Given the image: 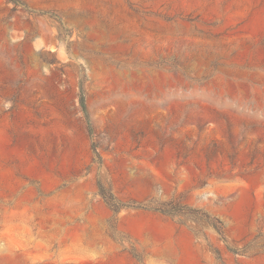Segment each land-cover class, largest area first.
I'll use <instances>...</instances> for the list:
<instances>
[{
	"label": "rangeland",
	"instance_id": "374dc122",
	"mask_svg": "<svg viewBox=\"0 0 264 264\" xmlns=\"http://www.w3.org/2000/svg\"><path fill=\"white\" fill-rule=\"evenodd\" d=\"M0 264H264V0H0Z\"/></svg>",
	"mask_w": 264,
	"mask_h": 264
},
{
	"label": "trees",
	"instance_id": "16d2710c",
	"mask_svg": "<svg viewBox=\"0 0 264 264\" xmlns=\"http://www.w3.org/2000/svg\"><path fill=\"white\" fill-rule=\"evenodd\" d=\"M80 105L82 108L83 113L85 114V117L87 119V123L89 125V129L92 131V124L91 119L89 115L88 106L86 103V97L84 94V91H81L80 96ZM98 192L103 197V199L108 203V205L111 207V209L114 212H118L123 205L118 203L116 197L111 192L110 189H107V187L101 182H98ZM129 207L134 208H146V209H152L158 212H161L163 214L172 215V216H182L185 218H192L196 220L197 222H203L209 226H212L218 234L221 236L222 239L226 240V228L224 222L216 217L211 215L210 213L204 211L200 213L201 211L199 209H194L190 207L189 205L183 204L176 200H171L167 202H162L159 205L151 206V207H141L137 205H128Z\"/></svg>",
	"mask_w": 264,
	"mask_h": 264
}]
</instances>
